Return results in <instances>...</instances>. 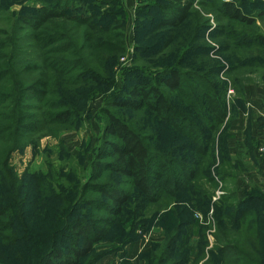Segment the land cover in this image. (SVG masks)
Listing matches in <instances>:
<instances>
[{"label": "trees", "instance_id": "trees-1", "mask_svg": "<svg viewBox=\"0 0 264 264\" xmlns=\"http://www.w3.org/2000/svg\"><path fill=\"white\" fill-rule=\"evenodd\" d=\"M39 1L37 9L14 16L10 23L4 22L0 10V251L17 253L21 249L17 245L31 239L38 247V262L34 264H78L105 239L129 201L128 193L110 180L107 173L124 177L144 200L156 203L162 190L175 197L178 193L174 189L194 183L200 162L193 160L189 168L181 159L173 160L174 174L164 156L151 150L113 111L105 109L100 149L90 165L87 184L64 185L56 182L51 172L47 176L31 175L33 184L21 178L10 165V159L12 153L26 147L31 138L27 133L53 135L59 127L70 125L78 110L70 108L65 92L74 94L77 87L86 85L83 83L88 76L91 83H96L101 73L98 71H104L108 59L119 55L124 47V26L118 16L107 24H99L96 14L83 10L87 6L81 4L80 9L68 4L79 0H68L62 6L54 0ZM80 1L94 5L97 0ZM112 1L113 5H119L117 0ZM150 1L135 8L137 17L142 16L141 9L148 8ZM183 1L168 0L154 16L156 26L164 29L159 35V40L164 39L163 50L177 44L184 34L191 3ZM201 1L230 23L245 26L254 23V18L241 11L236 0ZM256 13L264 15V11ZM256 37L264 44L261 35ZM105 47H109V52ZM238 67L231 64L229 69L237 97L228 107L222 98L225 93L219 92L225 83L206 80L208 76L216 77L219 64H210L202 72L193 69L183 72L177 66L164 68L157 83L134 82L111 105L128 111L152 112L177 135L179 142L174 149L190 151L199 159L209 153V167L215 166L221 178H235L232 172L240 164L232 165L226 153L225 118L227 110L229 118L243 107L244 84L234 72ZM185 75L191 81H201L196 87L201 90L199 100L193 96L189 99ZM165 90L176 92L178 105L190 109L191 116H183ZM27 91L35 95L28 98ZM83 172L82 169V175ZM158 182L159 190L154 188ZM90 190L98 196L89 197ZM232 195L224 193L220 209L218 206L213 209L214 241L202 256L201 264H264V193L251 187L241 200ZM244 214L251 217L244 221ZM21 217L25 224H21ZM211 228L199 227L200 250L207 247L205 230ZM241 232L245 233V239L240 237ZM167 242L173 243L171 239ZM214 255L218 259H213Z\"/></svg>", "mask_w": 264, "mask_h": 264}, {"label": "rangeland", "instance_id": "rangeland-1", "mask_svg": "<svg viewBox=\"0 0 264 264\" xmlns=\"http://www.w3.org/2000/svg\"><path fill=\"white\" fill-rule=\"evenodd\" d=\"M54 1L60 6L68 2ZM149 1L142 0L140 6ZM167 1L151 0L148 8L141 9V17H137L135 9L132 12L130 5L121 6L118 0L116 2L119 5H113L112 0H97L94 5L80 0L75 3L69 1L68 4L74 8L82 9L83 5L87 6L83 10L96 14L99 24H107L118 16L124 26L123 51L108 59L104 71L95 68L101 72L96 83H91L88 76L83 83L86 85L77 87L74 94L65 92L70 108L78 110L70 125L59 127L53 135L27 133L31 138L26 141V147L11 155L10 165L21 178L31 184L34 182L31 175L47 176L51 172L55 181L61 184L69 182L85 185L90 180V165L100 149V136L105 123L104 110L108 109L133 128L151 150L164 156L174 174L176 171L173 160L181 159L189 168L193 160L200 162L196 168L198 173L194 183L185 188L174 189L178 193L175 197L162 190L156 203L144 200L124 177L107 173L110 180L128 193L129 201L115 219L105 239L96 244L93 252L80 259L78 264H101L106 260L109 261L104 264H201L202 256L214 241L213 209L216 206L220 209L224 203L221 196L231 193L234 194L233 198L241 200L244 194L240 188L253 182L242 176V171L243 174L246 173L248 166H245L246 170H243L242 165L235 169L232 172L236 175L235 178H221L215 166L209 167V153L199 159L190 151L174 149L179 142L177 135L152 112L128 111L111 105L115 98L124 96L127 86L146 80L157 83L160 71L170 66H177L183 72L189 69L202 72L210 64H219L216 77L208 76L206 80L213 84L225 83V88L219 92L225 93L222 98L227 107L237 97L229 74L231 64H238L239 67L234 72L243 84L264 82V44L256 37L259 34L264 38V15L256 16V12L264 11V0H236L241 11L254 18V23L250 26L230 23L215 8L205 5L201 0H184V3H191L187 22L183 25L184 34L176 41L177 44L163 50L164 39L159 40V35L164 29L156 26L154 16ZM151 2H154L153 6ZM0 4L4 22L10 23L14 16L22 12H33L39 7L40 1L0 0ZM118 12L120 13L117 15ZM233 31L236 34L231 33ZM223 32H227L225 36L222 35ZM103 37L106 39V36ZM237 42L241 44L237 46ZM108 48L105 47L104 50L109 52ZM185 76V82L188 83L186 88L191 95L189 99L193 96L199 100L201 90L196 87L201 81H191ZM164 92L170 95V100L180 108L183 116H191L193 112L190 109L178 105L176 92ZM26 94L28 98L35 95L31 91ZM159 186L158 182L154 188L158 189ZM88 196L95 198L98 193L90 190ZM83 210H86L85 207ZM242 216L244 221L251 217L248 214ZM21 220V224H25L23 217ZM209 225L212 228L205 230L207 247L200 250L197 246L199 227ZM240 237L245 239V233L241 232ZM168 239L173 243L169 244ZM17 246L21 248L17 253L6 249L0 251V264L38 262V247H35L31 239ZM29 246L32 248L26 251ZM213 259H218L217 255Z\"/></svg>", "mask_w": 264, "mask_h": 264}, {"label": "crops", "instance_id": "crops-1", "mask_svg": "<svg viewBox=\"0 0 264 264\" xmlns=\"http://www.w3.org/2000/svg\"><path fill=\"white\" fill-rule=\"evenodd\" d=\"M141 1L123 0V3L126 7L130 5L133 12L141 4ZM242 99L243 107L237 108L233 117L228 118L229 110H227L225 149L231 158L232 165L240 164L243 166V170H246L245 166L249 167L246 173L243 174L242 171V176L248 177L253 182L240 188L244 198L251 187H256L261 193H264V162L258 152L259 146L264 142V82L244 84ZM216 159L217 164V156ZM105 262H101V264Z\"/></svg>", "mask_w": 264, "mask_h": 264}, {"label": "built area", "instance_id": "built-area-1", "mask_svg": "<svg viewBox=\"0 0 264 264\" xmlns=\"http://www.w3.org/2000/svg\"><path fill=\"white\" fill-rule=\"evenodd\" d=\"M258 152L264 161V142L259 146Z\"/></svg>", "mask_w": 264, "mask_h": 264}]
</instances>
